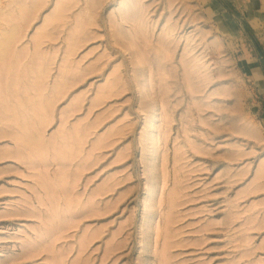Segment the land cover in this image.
Returning <instances> with one entry per match:
<instances>
[{"label":"rangeland","instance_id":"obj_1","mask_svg":"<svg viewBox=\"0 0 264 264\" xmlns=\"http://www.w3.org/2000/svg\"><path fill=\"white\" fill-rule=\"evenodd\" d=\"M0 2V264H264V0Z\"/></svg>","mask_w":264,"mask_h":264},{"label":"bare ground","instance_id":"obj_2","mask_svg":"<svg viewBox=\"0 0 264 264\" xmlns=\"http://www.w3.org/2000/svg\"><path fill=\"white\" fill-rule=\"evenodd\" d=\"M1 3V2H0ZM1 5V4H0ZM88 17H89V20H90V15H88ZM88 20V21H89ZM17 26H14V25H12V26H10V27H8L6 30H1L2 31V33H1V35H0V59H2V56L3 55H5V53H6V51H7V49H8V47L10 46V44L12 43V41H13V39L15 40L16 38V36H17V34H16V30H17V28H16ZM15 34H16V36H15ZM5 57V56H4ZM42 110H43V108H42ZM42 112V111H41ZM45 112V111H44ZM44 113H42V115H43ZM41 115V116H42ZM45 115H46V113H45ZM42 118H45V117H42Z\"/></svg>","mask_w":264,"mask_h":264}]
</instances>
